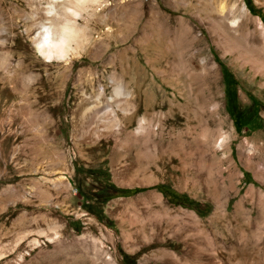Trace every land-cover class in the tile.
I'll return each instance as SVG.
<instances>
[{
	"label": "rangeland",
	"instance_id": "1",
	"mask_svg": "<svg viewBox=\"0 0 264 264\" xmlns=\"http://www.w3.org/2000/svg\"><path fill=\"white\" fill-rule=\"evenodd\" d=\"M44 3L0 0V264H264V0H103L52 62Z\"/></svg>",
	"mask_w": 264,
	"mask_h": 264
},
{
	"label": "clouds",
	"instance_id": "2",
	"mask_svg": "<svg viewBox=\"0 0 264 264\" xmlns=\"http://www.w3.org/2000/svg\"><path fill=\"white\" fill-rule=\"evenodd\" d=\"M103 0H45L41 18L39 15L32 18L34 27L30 43L37 55L46 62L63 61L70 58V47L75 41L87 38V24L80 21L88 15L89 5H100ZM9 27L7 22L0 19V49H7ZM7 56L6 64L0 67L4 71L12 64L10 53L0 54ZM28 74L24 83L31 86L36 83ZM147 123L141 118L139 124ZM138 124V126H139Z\"/></svg>",
	"mask_w": 264,
	"mask_h": 264
},
{
	"label": "trees",
	"instance_id": "3",
	"mask_svg": "<svg viewBox=\"0 0 264 264\" xmlns=\"http://www.w3.org/2000/svg\"><path fill=\"white\" fill-rule=\"evenodd\" d=\"M245 3L247 4L249 10L253 12V9L249 4V0H245ZM261 18L264 21V17ZM221 76L224 85L225 110L228 113V115L231 117L235 131L239 132L242 127L247 125H249L250 129L257 128L258 124L255 123V117H254L255 115L254 103L252 102L251 105L246 107L239 106L235 99V87H234L235 81L232 75L227 69L221 67ZM153 188H155L160 193L166 195L173 201L191 203V201H189L188 199L175 194L172 190L166 188L163 185L153 186ZM143 189L146 188L119 189L118 192L122 194H130Z\"/></svg>",
	"mask_w": 264,
	"mask_h": 264
}]
</instances>
